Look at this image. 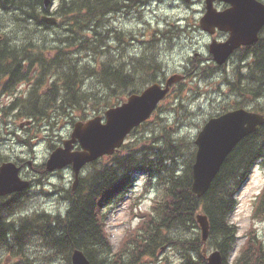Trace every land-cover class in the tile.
Wrapping results in <instances>:
<instances>
[{"label": "trees", "instance_id": "1", "mask_svg": "<svg viewBox=\"0 0 264 264\" xmlns=\"http://www.w3.org/2000/svg\"><path fill=\"white\" fill-rule=\"evenodd\" d=\"M150 1L56 0L54 11L49 12L42 9V0H0V90L11 85L13 88L27 78L32 66L37 68L35 82L27 96L16 97L4 111L16 108L15 116L31 119L33 124L28 128L39 131L37 128L43 121L54 125L55 119L68 116L72 110H77L81 118L86 119L91 109L116 105L128 94L138 93L149 84L165 82V74L159 78L162 72L160 54L154 45L137 56H120L116 63L108 53L110 45L106 39L111 36L125 38L121 30L110 25L109 16L122 10L137 9ZM40 7L42 13L56 14L66 25V34L60 39L62 44L46 46L33 41L18 44L16 35L11 38L1 33L3 12H13L16 23L11 30H20L19 21L26 23L28 19H34L42 24ZM156 32L159 30L152 33L149 43L152 39L157 41ZM169 32L166 30L163 36L167 37ZM81 49L94 55V64H78V59L70 53ZM239 51L240 59L248 57L247 69L242 74L236 68L234 78L228 83L231 90L242 97L238 106L245 105L244 102L252 105L249 97L256 99L258 96L263 104H254L251 110L263 112L264 27L256 42ZM103 54L106 58L98 62V57ZM200 61V58L190 59L192 68L183 74L192 77L193 73L188 72L198 68V76L208 77V71L205 66H200ZM24 64L28 66V72H25ZM48 75H53L54 79L44 88ZM86 80H92L90 88H86ZM185 85L184 81L177 83L179 94ZM148 122L150 119L141 127ZM162 137L163 144L160 145L153 142L157 136L142 135L124 143L113 155L93 162L92 170L80 178L74 194L70 195V205L64 215L33 212L11 218L25 202L17 198L20 193L1 198L0 252L6 248L19 255L27 242L36 240L41 248L51 252L49 256H61L63 264H71L73 248L82 249L91 264H138L144 260H157L162 247L172 245L181 251L182 260L166 261V264H206L201 255L203 244L195 219L196 212L202 211L209 221L206 247L218 249L223 264H227L226 259L237 239V226L230 221L238 204L236 194L253 165H264V124L234 146L202 196L191 190L194 151L189 153L188 162L178 173L175 157L178 144L166 134ZM31 139L32 135H29ZM169 161L173 167L168 165ZM139 172L148 173L147 185L155 172L160 174L158 193L152 199L150 209L138 207L134 210L136 204L130 205L131 217L137 222L128 226L114 248L107 218L132 191L135 174ZM252 219L254 222L264 220V189L256 199ZM233 264H264V250L257 240L253 223L246 231L245 241Z\"/></svg>", "mask_w": 264, "mask_h": 264}, {"label": "rangeland", "instance_id": "2", "mask_svg": "<svg viewBox=\"0 0 264 264\" xmlns=\"http://www.w3.org/2000/svg\"><path fill=\"white\" fill-rule=\"evenodd\" d=\"M56 3H53L54 10ZM217 8H224L227 5L223 2L216 1ZM204 0H194L186 3L184 0H162L155 1L145 7L133 9L131 13H119L109 16L110 25L115 26L124 32V39L110 37L106 42L110 45L109 52L113 56V63L117 62L120 56L140 55L148 46L154 45L160 54L159 62H161L162 73L166 76L181 71L188 65L189 57L194 53L208 54L207 44L211 40V36L203 32L199 27V19L204 13ZM2 32L9 37L16 35L18 44L22 42L33 41L35 44L50 46L61 43L60 39L64 38L66 31L63 21H59L57 25L37 24L34 19H28L26 23L20 22V30H11L16 23V17L13 12H3ZM25 26L23 28V26ZM156 32L157 41H146L151 38L152 33ZM166 30H170L167 37H164ZM178 34V36H177ZM218 39L224 38V33L216 35ZM157 46V47H156ZM74 59H78L81 66L85 62L95 63L94 55L84 49L80 52L72 51L70 53ZM74 54V55H73ZM98 62L106 58V55L98 57ZM237 63V57L234 56L229 61L226 70V80H213L206 77L193 76L185 82V86L181 94L172 91L160 104L154 114L151 116L150 122L135 129L126 138L125 143L143 136H157L153 142L162 145L164 134L170 136L178 144V153L176 157V166L183 169L188 162L189 153L195 149L193 140L196 137L203 123L212 116L220 112L223 106L230 102L235 95L230 93V84L228 81L232 79L234 63ZM233 65V68L231 66ZM92 80H86V88H90ZM27 81L18 86L13 95H0V162L1 159H11L17 163H22L21 174L24 177L33 179V186L29 193L17 198L25 202V208L18 210L19 215L31 214L32 212L45 211L47 213L58 215L64 213L67 207L68 199H63L66 191L60 190V186H71L73 173L70 167L62 170L51 172L48 175L42 174L37 169H42L44 162L48 156L50 145L58 144L63 137H66L72 127L69 119L57 120V127L52 128L49 124L43 123L39 126V131H27L24 120L15 118V110L5 113L2 108L8 106L16 96H20V92L25 91ZM99 88L98 85H96ZM23 95V94H22ZM263 104V101L261 100ZM104 108L99 107L97 110L91 109L89 116L95 115L97 112L103 111ZM74 117H78V112H72ZM166 131V132H165ZM34 136L31 142L34 144L30 147L28 143H24L18 136L27 139V134ZM36 140V141H35ZM165 154V153H163ZM167 154V153H166ZM165 156V155H164ZM23 159V160H21ZM32 164L28 165V161ZM187 161V162H186ZM166 163V160L164 161ZM168 165L173 167L174 164L169 161ZM82 171L83 174L87 172ZM165 175V172L162 171ZM146 175L139 174L134 192L129 195L116 209L109 212L107 218L108 231L110 233V241L114 247L122 238L125 230L129 225H134L137 220L132 219L130 205L133 198L140 195ZM264 187V166L258 164L252 169V172L237 195L238 205L235 212L231 215V221L238 228V239L236 247L238 248L244 240V232L253 223L251 214L253 211L254 200ZM47 191L46 193L43 191ZM156 193L153 187L146 195H140L139 207L141 209H149L152 197ZM134 210L135 207L133 208ZM259 230V235L264 238V222H257L255 225ZM235 247V248H236ZM51 252L39 246L36 240L31 243L27 242L23 251L19 253L18 264H63L64 261L60 256H49ZM233 255V254H231ZM181 262V251L174 247L168 246L161 255L162 261ZM7 258L6 262L3 260ZM232 259V257H231ZM17 261V257H10L4 252H0V264H13Z\"/></svg>", "mask_w": 264, "mask_h": 264}, {"label": "water", "instance_id": "3", "mask_svg": "<svg viewBox=\"0 0 264 264\" xmlns=\"http://www.w3.org/2000/svg\"><path fill=\"white\" fill-rule=\"evenodd\" d=\"M51 1L43 0V7H48ZM214 1L205 0V13L200 18V26L209 33H214L216 28L229 32L225 41L213 39L209 44L213 59L222 64L235 48L252 44L258 39V33L264 25V3L259 0H220L229 6L218 10L214 6ZM41 20L47 23L57 21L55 17L49 15H42ZM181 78V75L174 74L168 78L164 86L154 83L139 94H131L122 104L108 108L103 120L98 115L86 122L75 123L71 139L66 140L63 146L57 147L49 155L47 169L53 170L72 164L76 185L82 165L104 154H111L119 148L131 129L150 116L169 91V85ZM262 123L263 114L243 108L210 118L195 139L197 150L192 165L193 192L199 196L204 194L235 144L245 135L255 131ZM77 139L82 149L72 151V142ZM28 184L27 180L19 176V167L13 162H4L0 165V195L20 190ZM196 220L201 229L202 240H205L209 231L208 219L204 214L198 213ZM207 259L208 264H221L222 258L220 252L216 250ZM71 262L90 264L84 252L78 248L73 250Z\"/></svg>", "mask_w": 264, "mask_h": 264}, {"label": "flooded vegetation", "instance_id": "4", "mask_svg": "<svg viewBox=\"0 0 264 264\" xmlns=\"http://www.w3.org/2000/svg\"><path fill=\"white\" fill-rule=\"evenodd\" d=\"M217 34H221V32H216V35ZM224 36H225V38L227 37V33H224ZM206 61H208L209 63H211V59H209V57L207 56L206 57ZM206 64V63H205ZM240 65L244 68V69H246L247 68V63H246V60L244 59V60H242L241 61V63H240ZM24 67V69L26 70V66H23ZM227 67V64H224V65H222V66H219V65H212L210 68H212L213 69V72H212V77L214 78V79H216V78H219L220 77V75H222V73H221V69L222 68H226ZM30 86H32V81H29V82H27L26 83V89L28 88V87H30ZM232 104L234 105L235 104V101L234 100H232ZM62 142V140L58 143V144H60ZM77 145H76V147H75V149H77ZM35 171H38L37 169H34ZM31 179V178H30ZM73 192L74 191H71V194H73Z\"/></svg>", "mask_w": 264, "mask_h": 264}, {"label": "bare ground", "instance_id": "5", "mask_svg": "<svg viewBox=\"0 0 264 264\" xmlns=\"http://www.w3.org/2000/svg\"><path fill=\"white\" fill-rule=\"evenodd\" d=\"M144 5V4H143ZM67 42V41H66ZM68 44H70L69 42H68ZM74 45V44H73ZM71 46V45H70ZM69 47V46H68ZM76 47V46H75ZM77 48V47H76ZM3 95V94H2ZM260 130V129H259ZM86 189V188H85ZM84 194V193H83Z\"/></svg>", "mask_w": 264, "mask_h": 264}]
</instances>
